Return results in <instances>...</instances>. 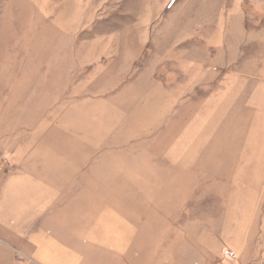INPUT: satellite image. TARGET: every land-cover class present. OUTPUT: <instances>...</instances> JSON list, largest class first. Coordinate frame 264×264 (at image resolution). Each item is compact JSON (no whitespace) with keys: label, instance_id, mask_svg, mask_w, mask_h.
Masks as SVG:
<instances>
[{"label":"rangeland","instance_id":"rangeland-1","mask_svg":"<svg viewBox=\"0 0 264 264\" xmlns=\"http://www.w3.org/2000/svg\"><path fill=\"white\" fill-rule=\"evenodd\" d=\"M0 264H264V0H0Z\"/></svg>","mask_w":264,"mask_h":264}]
</instances>
